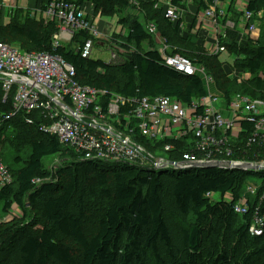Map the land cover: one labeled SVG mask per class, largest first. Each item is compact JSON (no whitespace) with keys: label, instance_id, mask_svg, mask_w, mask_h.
I'll return each mask as SVG.
<instances>
[{"label":"trees","instance_id":"16d2710c","mask_svg":"<svg viewBox=\"0 0 264 264\" xmlns=\"http://www.w3.org/2000/svg\"><path fill=\"white\" fill-rule=\"evenodd\" d=\"M66 1H73L79 7L91 4L89 12L93 16L101 12L113 17L119 12L136 10L131 20L119 17L118 25L124 34L110 36L115 45L112 54L118 56V62L106 63L92 56L83 58L75 48L91 39L85 32L75 34L74 47L55 46L53 36L59 29L55 21L43 25L29 18V24H25V18L15 14L16 18L6 28L0 19V33L23 39L28 46L24 52H46L74 67L75 81L100 93L97 98L102 115L114 96L135 101L163 97L187 106L205 97L207 89L213 87L224 95L227 104L238 95L264 101V32L254 42L248 33L251 23L258 22L260 16V21L264 20V0H246L240 12L233 8L240 0H170L179 14L187 17L191 13L197 22L199 16L212 11L215 3L218 5L215 9L219 11L213 10V18L208 20L215 21L219 45L226 49L222 52L229 55L231 64L220 62L222 52L215 55L212 48L198 46L197 34L191 30L182 34V20L171 23L164 18L162 0H146L150 14L145 13V17L140 0ZM227 1L229 6L225 5ZM6 12L2 9L1 15ZM244 12L253 16L245 23L246 42L239 37L241 31L237 33V28L227 23L233 16L236 23L241 22ZM149 22H154V34L148 32ZM157 34L166 42L164 54L186 57L195 67L202 68L215 86L213 83V87L208 86L201 74L183 76L166 66L158 52ZM101 40L102 37L92 38L93 46ZM231 71L238 74L230 76ZM11 95L2 103L0 85V114L10 111ZM128 111L127 107H120L117 120L112 117L116 129L123 130L122 115ZM28 117L21 115L19 119L25 121ZM239 124L247 132L253 129L250 122ZM33 125L35 133L30 136L26 160L15 151L14 183L0 190V205L2 212L13 211L25 218L28 204L37 214L38 223L26 228L31 231L37 226L40 231L34 235L27 234L26 228L19 232L15 228L11 234L9 230L0 241L7 256L0 264H264V226L261 235L250 234L253 214H264V206L257 209L259 195L248 190L253 184H247L246 176L252 172L217 168L149 172L119 163L74 162L70 161L74 156L70 148L66 150L56 139L38 134L37 120ZM134 125L135 121L131 120L129 128L135 129ZM16 126L28 127L18 122ZM7 130L11 136L14 134L12 127ZM131 137L146 147H155L158 156L163 154L161 158L169 162H180L182 154L188 151L185 139L168 140L175 149L163 153L158 148L161 145L148 143L137 130ZM50 159L67 163L48 170L46 161ZM255 177L262 181L254 183L256 191H261L264 172ZM36 180L42 184L37 186ZM93 193L107 203L100 205L97 221L90 230L85 225L84 203ZM243 198L246 205L239 203ZM239 205L246 209L244 214L237 212Z\"/></svg>","mask_w":264,"mask_h":264},{"label":"built area","instance_id":"2783aa9c","mask_svg":"<svg viewBox=\"0 0 264 264\" xmlns=\"http://www.w3.org/2000/svg\"><path fill=\"white\" fill-rule=\"evenodd\" d=\"M1 6L3 5L0 1V17L4 9ZM158 7V5L155 6V8ZM217 7L215 3L212 11L210 9L199 16V21L205 23L213 18L212 12ZM45 9L47 21L58 23V33L53 36L54 45L58 46L57 41L62 39L68 42L65 44L75 46L76 44L72 43L75 34L80 31L85 32L91 39L85 41L82 47L76 46L75 50L81 53L83 58H91L92 38L99 39L101 34L98 28L90 23L89 10L77 6L73 1L66 0H48ZM162 10L163 17L171 23H177L182 19V15L169 4L162 6ZM244 17L247 20L253 18L249 13H246ZM153 26L149 24L147 26L148 32L153 31L152 34L155 33ZM229 26L233 27L232 24ZM248 33L253 36L252 33L255 32L250 27ZM61 44L64 42H60ZM165 44L164 41L160 50L166 66L183 76L201 74L208 86L212 84L211 78H206L205 71L195 67L186 57L179 54L169 57L166 53L164 54L163 52L167 49ZM222 51H224L223 48L216 45L212 50L213 54ZM113 58H115L114 55ZM231 74L236 76L237 72L231 71ZM75 76L74 67L64 63L57 56L46 52H22L9 44L0 43L2 103L9 99L10 94L13 95L10 111L0 114V135L4 129H8L10 119L27 115L29 117L26 118V122L29 124L30 116L38 115L42 118L38 123V132H42V135L47 138L56 139L64 149L70 148L74 154L73 160L70 161L119 163L129 167H140L149 172L185 171L195 169L194 166L202 164H219L220 170L252 172V175L264 172V101L238 95L227 104L223 95L206 94L205 97L192 101L190 105L182 106L174 100L163 97L135 101L114 96L102 115L96 96L100 93L80 86L75 81ZM119 106L129 109L126 115H122L124 125L121 124V119L118 124H121L123 130H104L110 138L112 133H118L113 138L115 143L111 144L112 140L109 137L100 141L96 135L99 133L98 130H95L87 121L91 117H108L109 120L115 117L116 119L120 113ZM161 111L162 116H155L161 114ZM131 120L135 121V129L129 128ZM156 120L161 121L158 128L155 126ZM241 122L252 123L253 129L250 132L243 130L239 124ZM135 130L148 143L153 142L156 147L161 145L158 148L163 153L175 149L174 143L168 144V140L179 139H185L184 145L188 147V151L182 154L180 162H169L161 157L154 159V162L146 161L139 155L140 152H144L143 144L138 143L135 145L136 148L127 145L126 139L130 138ZM121 136L126 137L121 138ZM60 163H67V161L59 160L54 167H58ZM9 175L7 166H3L0 162V190L5 186L13 185L14 178ZM5 177L8 178L7 181ZM35 184L39 186L42 181L36 180ZM249 189L254 194L257 188L250 186ZM260 192L257 209L264 206V186ZM239 203L246 205V199H241ZM242 205L236 209L237 212L244 214L246 209ZM263 226L264 214L254 213L250 234L261 235Z\"/></svg>","mask_w":264,"mask_h":264},{"label":"rangeland","instance_id":"374dc122","mask_svg":"<svg viewBox=\"0 0 264 264\" xmlns=\"http://www.w3.org/2000/svg\"><path fill=\"white\" fill-rule=\"evenodd\" d=\"M236 1V0H235ZM9 0H1V4L3 6L4 9H7L8 11V14L9 13H14L16 15H19V16H22L23 19L25 18V24H29V18H30V14L28 12V14L26 15L25 12H17V8L16 6H10V4L8 3ZM43 3H41L40 5V8H42V11H41V15L44 14V16H46V9H45V4L47 3V0H42ZM142 6H143V15L144 17L146 16L145 13H148L150 14V7L148 6V1L146 0H140L139 1ZM243 2H246V0H240L238 5L237 2L235 3V6L233 8L236 7V10L238 12H240V8L243 6V8L241 9H244L245 7V4ZM228 4V3H227ZM240 4V5H239ZM28 5V0H17V6L18 7H21V8H26ZM136 5V4H134ZM42 6V7H41ZM241 6V7H240ZM39 7V6H38ZM215 11H219V10H216ZM21 13V14H20ZM131 15H134L136 13V10L134 11H130L129 12ZM246 14V12H244ZM244 14V15H245ZM261 15V13L259 14ZM263 15V14H262ZM47 17V16H46ZM16 18V17H15ZM125 18H128V17H125ZM262 17L260 16L258 19V22H253L251 23V25L249 27H251L253 29V31L255 33H252L253 37L252 40L251 38L250 41L251 42H254L255 40H257L258 38H260L261 34L264 32V20L262 19V22L260 21ZM14 19V17H13ZM12 19V20H13ZM17 19H19L17 17ZM27 19V21H26ZM129 19H132L129 17ZM252 19V18H251ZM141 20H143V18L141 17ZM249 20V19H248ZM247 19H244L240 22L243 26V29H246L247 27L245 26V23L248 21ZM28 22V23H27ZM213 23L212 24H215L214 21H212ZM9 23V20H5L4 21V26L8 25ZM154 23V22H153ZM152 22H149V25H154ZM197 23L199 24H202V22L198 21ZM228 25H233L235 26V28H237L238 32L237 33H240V23H231V22H227ZM154 27V26H153ZM263 28V29H262ZM154 30V29H153ZM120 30L117 32L119 33ZM65 33V32H64ZM152 32H149V34H152ZM6 34H2L0 33V43H6V44H9L11 45L12 47L18 49L19 51H26L27 50V45L25 43V41L21 38H10L9 36H6ZM246 35V34H245ZM245 35L243 38H241L240 36V39H242V41H247L245 40ZM64 42V45H69V44H65V43H68V42H65V40H58L57 43L60 45V42ZM157 44L159 46H162L164 44V41L162 39H158V42ZM72 45V44H70ZM110 45V47H109ZM117 46V45H116ZM115 47L114 43L112 42V40L108 41L105 45H104V42L103 41H97L94 46H93V53H92V58L93 59H99V60H102L106 63H109V62H118L120 59L118 58V56L114 55L115 58L112 59V56L115 51L113 50V48ZM176 48V47H174ZM24 50V51H23ZM118 50V49H117ZM114 51V52H113ZM179 51H181L182 53H184V50L179 48ZM212 54V53H211ZM222 54H224V52H222ZM216 55V54H215ZM229 57V55L227 53H225L224 56H222V59H227ZM229 60V59H228ZM228 64H231V60H229L227 62ZM210 95L212 94H221L223 95L222 93H220L215 87H213L212 89L208 90ZM98 95V94H97ZM96 95V96H97ZM224 96V95H223ZM99 101V100H98ZM111 102V101H110ZM124 105V103H123ZM117 106V105H116ZM122 106V105H120ZM119 106V107H120ZM47 113V112H45ZM163 112L161 111V114H157L155 116L159 117V116H162ZM20 116L15 117V118H12L9 120V127L11 129V127L13 128V132L14 134L11 136V133H8L10 130H7V129H4V131L1 133L0 135V162L3 164V166H7V169L10 173V175H12V173L14 174V163H13V158L15 156V151H17V154L22 158V160H26V157H27V153H28V150H29V143L31 141V138L30 136L33 135L35 133L34 129L31 128V127H34V122L37 120V124L39 122H41L42 118L39 117L38 115H34L31 117V123H27L26 122V119L24 121V119H19ZM33 119V120H32ZM33 121V122H32ZM157 121V124H155V126H158L160 125L161 121L160 120H156ZM19 123L20 125H23V126H27V128H21L19 129L17 126H16V123ZM87 123L91 126L94 127L95 130H98V134L96 133L97 136V139H99L100 141H103L104 139H106L108 136V133L107 132H104V130H116V128L112 125V121L109 120L108 117H91L90 120L87 121ZM27 124V125H25ZM156 128V129H157ZM39 128H37L36 132H38ZM24 130V131H22ZM34 132V133H33ZM38 134L42 135V132H38ZM118 133L115 132L112 133V137L109 139L112 140L111 144L112 143H115L116 141L113 140V138H115L117 136ZM43 136V135H42ZM126 137V136H125ZM123 136H121V138H125ZM10 141H15V143H10ZM126 142H127V145L129 147H135V145H138V141L136 139H134L133 137H130V138H127L126 139ZM10 144V145H9ZM13 148V149H12ZM143 149H144V152H140L139 155L140 157L146 159V161H155L157 159H159V157H162L163 154H160V156H158L159 154H157V152H155L157 149L155 147H152L151 145L146 147V146H143ZM160 150V149H159ZM161 151V150H160ZM139 152V151H138ZM155 159V160H154ZM58 159H50V161H46V163L48 164L47 165V169L50 170L52 169V166H55L57 163H58ZM167 161V160H166ZM170 170H173V168H169ZM9 175V176H10ZM11 177V176H10ZM248 177L247 179V183H252V187H255L257 185V183H259V181L261 180H258L255 175H251V176H246ZM8 178L5 177V181H7ZM256 182V185L254 184ZM262 182V181H261ZM95 193L93 194H90L87 198H86V201L84 203V211L86 212V219H85V225H86V228H90V230L92 229V227H94V223L97 221V216H98V213H99V208H100V205L102 204V206L107 203L106 200H103L102 198H100L97 195H94ZM257 197L259 194H261V192L259 190L256 191V193H254ZM264 195V194H263ZM100 200V201H99ZM37 214H35V212L32 211V209L28 206H26V217L23 218V216L20 214V213H16V212H8V213H4L2 212V205H0V241L2 239H4L6 233L10 230V233L13 231V229H17V231L19 232L20 230H23L24 228H26L28 225L30 224H37ZM6 228H9L8 230ZM29 230H30V227H28ZM40 231V228L35 226L34 228L32 227L31 228V231H28L27 228H26V233H30V234H37L38 232ZM16 233V232H15ZM14 233V234H15ZM63 241L65 243H67L69 246H73L72 243L67 240V239H63ZM7 243V241H6ZM5 252H6V248L3 247L2 245H0V262L3 261L4 257H7L5 255ZM11 264H17V263H11Z\"/></svg>","mask_w":264,"mask_h":264},{"label":"crops","instance_id":"0c3cea01","mask_svg":"<svg viewBox=\"0 0 264 264\" xmlns=\"http://www.w3.org/2000/svg\"><path fill=\"white\" fill-rule=\"evenodd\" d=\"M167 2H168V0H162V6L167 5ZM229 2L230 1H227L226 3H228V4H225V5L229 6V4H230ZM8 3L10 4V6L15 5L18 12L28 11L30 14V18H32L35 22L36 21L41 22V23H43V25L48 22L46 17L44 16V14L43 15L40 14L42 11V8H44L42 6H41L42 8H40L41 3H43L42 0H28V5L26 8L18 7L17 6V0H9ZM91 6H92L91 4H84V5H82V8L85 10H90V12H91V10H92ZM129 12L130 11L119 12L118 15L113 16V17L104 16V15H102L101 12H97L95 14V16H93L91 13L89 15V19L98 28V31L100 32L101 37H102L101 41H103L105 43L106 41L111 40L110 36H112V34H117V32L119 30H120V32H122L124 34V30L118 25V19H119V17H128V18L130 17L131 18L135 15V14L131 15ZM6 13L7 14L5 15V17L3 15H1V17H0V19H2V22H3V20L4 21L7 19L9 20L8 25L3 26V28L4 27L6 28L11 24L13 16L15 15L14 13H9V14H8V12H6ZM195 15L196 14L194 13V16ZM234 17L235 16L230 17L232 20L228 19V21L232 22L235 20L234 22H236V19ZM129 20H131V19H129ZM181 20L183 21L182 22V30H180L182 32V34L185 35V33L187 34V31L191 30L193 33L197 34L198 46H202L203 49L212 48V50H213L215 48L214 45L216 43V37H215L216 32H215V28L213 26L214 24H212L213 22L211 20H207L205 23L202 22V24H199V23H197V18L193 19V16L191 13L188 14L187 17L182 16ZM234 22H232V23H234ZM238 23H240V22H238ZM3 25H4V22H3ZM239 25H240V27H242V28H240L241 33H240L239 37L241 36V38H243L246 33L243 29L242 24L240 23ZM156 38H157V42H158V39H161L158 34H157ZM72 46L74 47V45H72ZM144 46L149 47L147 45V42H144ZM160 48H161V46H159L158 52L161 54ZM224 55L225 54H221L219 60L221 63L226 64V62H228L230 60V57H228L227 59L224 60V59H222V56H224ZM230 74H231V72H230ZM237 74H238V72H237ZM212 83L214 84L213 81H212ZM213 84H211L210 87H213ZM214 86H215V84H214Z\"/></svg>","mask_w":264,"mask_h":264},{"label":"water","instance_id":"95a60500","mask_svg":"<svg viewBox=\"0 0 264 264\" xmlns=\"http://www.w3.org/2000/svg\"><path fill=\"white\" fill-rule=\"evenodd\" d=\"M173 167H176V165H171ZM193 168H203V169H207V168H220L219 164H202V165H198V166H194Z\"/></svg>","mask_w":264,"mask_h":264},{"label":"bare ground","instance_id":"6f19581e","mask_svg":"<svg viewBox=\"0 0 264 264\" xmlns=\"http://www.w3.org/2000/svg\"><path fill=\"white\" fill-rule=\"evenodd\" d=\"M214 26V28H215V32H216V35H217V25L216 24H214L213 25ZM217 37H218V39H217V41H216V46H218V47H220V45H219V36L217 35ZM220 48H223V47H220ZM223 50L224 51H226V49L225 48H223ZM206 94H208V95H210V93H209V91L207 90V92H206ZM218 94V93H217ZM212 95H215V94H212ZM221 95V94H220Z\"/></svg>","mask_w":264,"mask_h":264},{"label":"clouds","instance_id":"9594fccd","mask_svg":"<svg viewBox=\"0 0 264 264\" xmlns=\"http://www.w3.org/2000/svg\"><path fill=\"white\" fill-rule=\"evenodd\" d=\"M167 4H169V5H170V0H168ZM170 6H171V5H170Z\"/></svg>","mask_w":264,"mask_h":264}]
</instances>
